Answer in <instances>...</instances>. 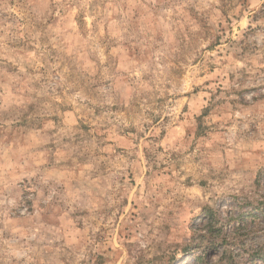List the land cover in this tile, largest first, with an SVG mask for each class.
<instances>
[{
	"label": "rangeland",
	"instance_id": "rangeland-1",
	"mask_svg": "<svg viewBox=\"0 0 264 264\" xmlns=\"http://www.w3.org/2000/svg\"><path fill=\"white\" fill-rule=\"evenodd\" d=\"M263 200L264 0H0V264H264Z\"/></svg>",
	"mask_w": 264,
	"mask_h": 264
},
{
	"label": "trees",
	"instance_id": "trees-1",
	"mask_svg": "<svg viewBox=\"0 0 264 264\" xmlns=\"http://www.w3.org/2000/svg\"><path fill=\"white\" fill-rule=\"evenodd\" d=\"M262 202H263V205H264V200H263ZM258 203L261 204V202H259V201H258ZM259 207H260V206H259ZM208 210H209L208 213H209V212H210V213L213 212L212 208H208ZM262 214H263V216H264V209L262 210ZM232 220H233V218L230 216L229 218H227V222H226V223L229 224L230 222H232ZM209 225H210L211 227H216V226H217V223H215V224L211 223V224H209ZM223 225H224V223H223ZM238 225H239V226H237V225H236V226H235V225H232V226L229 228V230L231 229V231H229V232H232V233H233L234 230L237 231L238 229H240V228H241V227H240L241 222H240ZM221 228H223V227L221 226ZM236 231H235V232H236ZM225 239H226V238H223L224 241H226ZM263 258H264V256H263ZM229 263H230V264H236V263H234L233 259H231V260L229 259Z\"/></svg>",
	"mask_w": 264,
	"mask_h": 264
}]
</instances>
